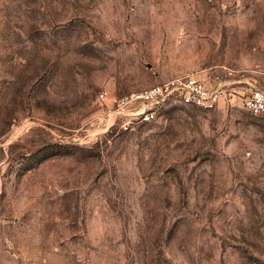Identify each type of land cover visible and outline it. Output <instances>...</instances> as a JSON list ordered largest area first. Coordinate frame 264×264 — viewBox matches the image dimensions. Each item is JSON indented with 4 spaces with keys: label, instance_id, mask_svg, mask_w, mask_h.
I'll list each match as a JSON object with an SVG mask.
<instances>
[{
    "label": "rangeland",
    "instance_id": "374dc122",
    "mask_svg": "<svg viewBox=\"0 0 264 264\" xmlns=\"http://www.w3.org/2000/svg\"><path fill=\"white\" fill-rule=\"evenodd\" d=\"M221 68L264 86V0H0V264H264V119L97 100Z\"/></svg>",
    "mask_w": 264,
    "mask_h": 264
},
{
    "label": "built area",
    "instance_id": "2783aa9c",
    "mask_svg": "<svg viewBox=\"0 0 264 264\" xmlns=\"http://www.w3.org/2000/svg\"><path fill=\"white\" fill-rule=\"evenodd\" d=\"M232 98L251 116L264 119V86H252L244 93V70L234 75L226 68L213 69L205 77L199 72H185L120 98L105 93L97 96L100 103L109 106L108 119L120 121L124 130L154 122L169 109L211 111L230 104Z\"/></svg>",
    "mask_w": 264,
    "mask_h": 264
}]
</instances>
